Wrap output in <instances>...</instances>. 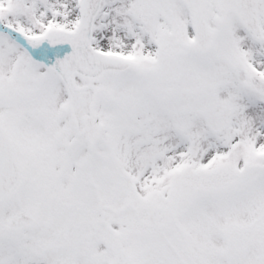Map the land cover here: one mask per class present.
Masks as SVG:
<instances>
[{
	"label": "snow or ice",
	"instance_id": "1",
	"mask_svg": "<svg viewBox=\"0 0 264 264\" xmlns=\"http://www.w3.org/2000/svg\"><path fill=\"white\" fill-rule=\"evenodd\" d=\"M0 264H264V0H0Z\"/></svg>",
	"mask_w": 264,
	"mask_h": 264
}]
</instances>
